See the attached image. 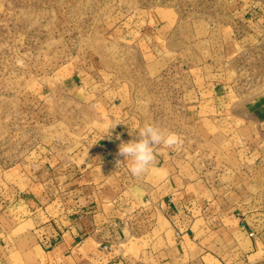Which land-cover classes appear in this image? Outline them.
I'll return each instance as SVG.
<instances>
[{"label": "rangeland", "instance_id": "rangeland-1", "mask_svg": "<svg viewBox=\"0 0 264 264\" xmlns=\"http://www.w3.org/2000/svg\"><path fill=\"white\" fill-rule=\"evenodd\" d=\"M145 123L181 138L179 149L161 144L155 155L195 170L213 198L207 210L196 204L181 212L168 233L171 242L183 233L199 242L191 258L175 264H236L238 241L228 230L240 227L260 242L264 257V0H0L6 233H27L34 221H26L28 209H38L43 222L94 209L95 182L106 200L126 208L123 218L146 219L151 204L142 201L148 191L141 185L152 182L154 170L134 177L118 155ZM98 147L121 160L115 165L108 157L94 170L100 177L85 178L81 190L76 172ZM19 220L27 224L15 229ZM127 249L132 264H161L142 257L140 241ZM99 256L96 264H107ZM32 260L12 256L5 264ZM37 261L47 264V257Z\"/></svg>", "mask_w": 264, "mask_h": 264}, {"label": "crops", "instance_id": "crops-1", "mask_svg": "<svg viewBox=\"0 0 264 264\" xmlns=\"http://www.w3.org/2000/svg\"><path fill=\"white\" fill-rule=\"evenodd\" d=\"M112 151L113 149H107L105 152L99 147L93 149L85 169L80 173L76 172L75 182L81 190L86 188L85 178L100 177L94 170L103 165L108 157L113 155L111 162L118 165L121 157H117L116 153L112 154ZM168 157L156 152L155 160L148 169V171L154 170L156 177L152 182L146 177V182L141 185V191L145 189L148 191L147 197L141 198L142 201L151 204L147 208L146 219L134 222L130 218H123L122 208L116 198H110L111 201L106 200L104 191L96 187L98 182H95L91 186L96 191L95 201L98 203L92 206L94 209H84L83 201L79 199L82 208L76 209L74 215L67 217L62 214L56 220L49 219L48 222L38 221L39 216L37 213L34 214L38 209L32 212L28 209L30 217L26 221L28 223H31L30 219L34 221L24 235H17L15 230L6 233L5 227L0 224V264H5V260L12 256L21 255L33 257L31 264H36L41 255L47 257V264H86V262L96 264L101 263L97 259L99 255V259L105 258L107 264H132L134 255L127 246L133 239L146 246L142 257H151L161 264H175L182 260V255L191 258L192 256L189 255L191 245L197 247L199 242L188 240L186 233L182 234L178 242L169 241L167 236L171 229L176 230L178 222H181L178 218L185 209H194L197 204L199 208L196 206V209L201 211L204 208L207 210V205H214L213 198H208L211 189L204 179L197 177L195 170L190 168L186 170L181 160L177 161L175 157H172V161H167ZM45 167L47 166L39 168L41 173L44 172ZM88 169H92V173ZM70 173L68 171L64 173V168L60 170L61 178L65 174L69 179ZM47 174L48 176L44 174L41 176L47 178L50 176L49 173ZM131 203L134 204L132 201L127 203L128 209ZM24 224H27L25 220L17 221L15 229ZM240 228L234 232L228 230L230 240L238 241L235 250L236 264H264V257L258 256L260 242L255 240V237H246L244 230ZM40 230L41 233L38 234ZM159 243L160 248L154 249ZM202 257L205 258L203 254ZM225 264L229 263L225 262Z\"/></svg>", "mask_w": 264, "mask_h": 264}, {"label": "clouds", "instance_id": "clouds-1", "mask_svg": "<svg viewBox=\"0 0 264 264\" xmlns=\"http://www.w3.org/2000/svg\"><path fill=\"white\" fill-rule=\"evenodd\" d=\"M116 125L111 126V128ZM161 144L169 148L179 149L182 147V140L175 133H166L153 123H145L142 128L138 129L135 139L120 144L118 155L124 157L125 161H130L129 171L131 175L140 178L155 160V146Z\"/></svg>", "mask_w": 264, "mask_h": 264}]
</instances>
